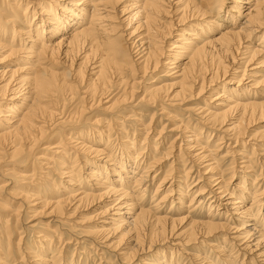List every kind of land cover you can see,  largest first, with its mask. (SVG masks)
Wrapping results in <instances>:
<instances>
[{"label": "bare ground", "instance_id": "bare-ground-1", "mask_svg": "<svg viewBox=\"0 0 264 264\" xmlns=\"http://www.w3.org/2000/svg\"><path fill=\"white\" fill-rule=\"evenodd\" d=\"M0 264H264V0H0Z\"/></svg>", "mask_w": 264, "mask_h": 264}, {"label": "rangeland", "instance_id": "rangeland-1", "mask_svg": "<svg viewBox=\"0 0 264 264\" xmlns=\"http://www.w3.org/2000/svg\"><path fill=\"white\" fill-rule=\"evenodd\" d=\"M250 92H253V93H255L254 91H250ZM260 124H263L262 122L260 123ZM259 124V125H260ZM153 188H154V186H152L151 187V189H149L148 191H146L145 192V196H147V197H149L150 195H152V193H153ZM168 206V205H167ZM165 208H167V207H165ZM42 219H44V218H42ZM40 220V218H37L36 220H34V222L36 221H39ZM31 224V223H30ZM28 231V230H27ZM27 236H30V233L28 232L27 233ZM30 239L28 240V241H31L32 239H34V236H32V237H29ZM247 256V255H246ZM241 257H243V256H241ZM242 258H240V260H241Z\"/></svg>", "mask_w": 264, "mask_h": 264}]
</instances>
